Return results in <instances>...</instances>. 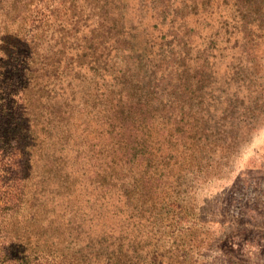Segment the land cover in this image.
<instances>
[{"label": "rangeland", "instance_id": "obj_1", "mask_svg": "<svg viewBox=\"0 0 264 264\" xmlns=\"http://www.w3.org/2000/svg\"><path fill=\"white\" fill-rule=\"evenodd\" d=\"M145 2L133 40L94 52L96 0H0V233L35 212L69 260L79 222L81 246L114 226L120 264H264V0ZM127 77L147 85L123 114L141 129L118 155L136 158L111 166L101 95Z\"/></svg>", "mask_w": 264, "mask_h": 264}, {"label": "trees", "instance_id": "obj_2", "mask_svg": "<svg viewBox=\"0 0 264 264\" xmlns=\"http://www.w3.org/2000/svg\"><path fill=\"white\" fill-rule=\"evenodd\" d=\"M133 1L134 0H96L97 4L95 12H92L91 14L92 17L94 16V22H92L91 29L92 42L90 46H88V49L91 50L93 48L94 52L98 49L105 51L109 49L108 44L110 42L114 41L118 43L120 40L119 38L123 35H126L128 40H133V38L136 37V34L139 32L138 26L132 24L129 27H126L124 18L128 13L133 14L142 12L147 4L145 0H136L137 3H134ZM130 48H133V45H130ZM115 49L117 50L115 60H117V56L121 54L118 50V44H115ZM77 55L80 57V52ZM82 56L83 57L81 58H84L86 54L83 53ZM81 58L76 59L77 65H80V68H82L84 64V62H80ZM106 60L109 61V58L106 57ZM94 61L96 63L98 58H95ZM58 63H61V60H58ZM23 70L25 75L28 73L27 71H29V68L26 66ZM155 74L156 77L150 80L151 82L147 84L151 90H153V88L157 89V87H153L157 84L155 83L157 81L154 80L156 78H161L164 75V73L158 74L157 71H155L154 75ZM94 80L95 78H93V82ZM132 83L134 84V87L136 86V89H128V84ZM70 84L71 83H69V85ZM113 85H118L120 89L119 92H117L118 95L116 100H114L113 103L111 102L110 106L108 102L107 104L105 103V96L106 100L108 99L106 90H103L101 95L103 96L102 99L104 104V121L109 124L107 131V134L109 135L107 139V141L109 140V146L107 147L109 149L108 156H110L108 165L111 166L114 164L133 162L136 158V153L123 154L122 156L118 155L119 150L123 146L128 145L129 137L126 136L125 130L128 128L129 123H133L130 127H134V130L141 129L137 125V113H135L134 116L130 113H127L126 116H123V114L128 106L132 109L135 104H137L136 97L138 90L145 89L144 86H147H141L140 81H137L135 78L132 79L131 77H127L126 79L117 78ZM23 88H26V86ZM147 90L148 94H150V90ZM142 98H140L139 101H141ZM60 101L62 100H58V102ZM144 104H147V100ZM19 125H21L20 127L22 128V131L28 132L29 136L32 134V119L31 121L28 119L25 124L19 123ZM194 131L195 133H198L200 130L196 127ZM142 142L144 145H148L146 138H144ZM22 148L23 150H26L25 154L30 158L31 150H28L29 143L24 142ZM125 159L127 161H125ZM26 162H30V160L27 159ZM147 168H152V164H148L145 169H142V173L146 176L143 182L149 181V178L155 175L152 172L153 170L149 172ZM141 180L142 179L139 180V178L135 177L129 181L130 186H133L131 193L134 194V192L139 191L138 187ZM14 191H11V193ZM9 201L11 200H5V203H8ZM5 203L0 202V211L6 209ZM137 206H139L138 203L135 207L137 208ZM139 207V213L142 215L146 211L144 210L145 207ZM35 214V212H32L31 216H23L21 220L17 219L16 216H13V220L10 222L12 223L13 228L12 235L6 234V232L0 233V264H41L40 259L43 260L45 258L47 260V258L51 256H55L56 258L62 257L61 262H64L65 260L67 264H120L121 255L119 252L122 251L121 247H123L124 244L121 242H115L113 245L114 226H110L107 230L108 225L104 223L99 232L93 231L88 234L87 243L81 246V243L79 242L81 234L79 233L82 230V226L78 222L75 226L77 234H70V237L73 238V242H76L78 246H80V254H78V251L74 252L69 260L66 255L67 251L59 252V245L61 244L60 235L49 233L50 230H53V228L50 227V223L53 222L55 217L51 218L50 223L47 224L43 221L40 222L38 217L34 216ZM136 214L135 211L131 212V217L133 218ZM61 222H63V219ZM69 246H71V244H68V247ZM113 246L115 248H113Z\"/></svg>", "mask_w": 264, "mask_h": 264}]
</instances>
